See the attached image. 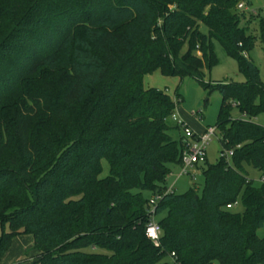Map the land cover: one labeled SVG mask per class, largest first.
I'll use <instances>...</instances> for the list:
<instances>
[{"label": "trees", "instance_id": "obj_1", "mask_svg": "<svg viewBox=\"0 0 264 264\" xmlns=\"http://www.w3.org/2000/svg\"><path fill=\"white\" fill-rule=\"evenodd\" d=\"M238 2L0 0V256L30 233L34 257L10 264H170V251L178 264H264V182L244 167L264 177V126L253 120L264 85ZM211 38L243 82L202 79ZM56 68L63 82L52 92L37 77ZM155 69L220 94L214 125L232 152L200 164V194L165 188L166 163L179 161L168 132L179 124L167 121L179 97L142 85ZM143 189L159 194L152 212ZM159 212L154 245L144 226Z\"/></svg>", "mask_w": 264, "mask_h": 264}, {"label": "rangeland", "instance_id": "obj_2", "mask_svg": "<svg viewBox=\"0 0 264 264\" xmlns=\"http://www.w3.org/2000/svg\"><path fill=\"white\" fill-rule=\"evenodd\" d=\"M242 7L240 9L243 12V16L240 17L239 23L244 24L250 35L253 36V42L251 47L247 50V55L256 65L258 70L259 79L264 85V61H263V45H264V0H241ZM236 8L237 7L236 5ZM199 28L205 32L206 27L200 23ZM261 28L262 36L261 38ZM211 46L215 56V62L210 66H202V79L205 81L212 80H225L243 82L244 76L238 71L235 58L227 53L222 47L221 43L211 38ZM185 49V46L182 50ZM196 54H199L197 50H194ZM61 69L56 68L39 74V80H45L52 92L57 90L62 84ZM38 81H32V85H36ZM142 85L144 87L154 86L164 89L171 98L175 96V92L179 97V100L175 101L173 106V112L176 118L183 120L193 128L199 130L205 126L214 125L217 108L219 105L220 94L217 90L207 91L201 84L192 76L189 75H164L157 69L145 73L141 78ZM230 113L233 116H237L238 110L236 107H232ZM253 120L264 126V113H259L253 117ZM169 124L178 123L171 117H167ZM170 136L177 140L181 137L182 131L180 126L170 127L168 129ZM219 133V131H218ZM218 133L211 137V140L206 146V160L207 162H214L219 156L220 142L218 140ZM101 171L99 176H103L107 173V162L104 158H101ZM168 171L165 174L163 182L165 188L172 186V191L175 193H182L188 187L192 186L197 194L201 193L203 184V175L201 172L200 164L198 169L194 170L192 174L190 172L183 173L180 170V165L177 162H167ZM247 170V174L252 178L254 184L259 182L258 171L256 168L250 165H244ZM189 171V170H188ZM142 194L149 199L153 198L156 193L143 189ZM146 209H151V205L147 202ZM234 210H239L241 205L236 202L232 206ZM163 212L156 213L153 218L157 220ZM258 235H264V223L262 226L256 229ZM20 249V250H19ZM96 250L104 251L102 248H96ZM36 250L32 248V235L30 233H18L11 238L10 245L4 250L0 256V264H10L19 259L24 253L22 259L31 261L34 257ZM210 264H218L217 260H212ZM260 264V263H253Z\"/></svg>", "mask_w": 264, "mask_h": 264}, {"label": "built area", "instance_id": "obj_3", "mask_svg": "<svg viewBox=\"0 0 264 264\" xmlns=\"http://www.w3.org/2000/svg\"><path fill=\"white\" fill-rule=\"evenodd\" d=\"M237 7H242V2H238ZM176 100H179L177 98ZM170 117L173 120H176L181 128L182 135L180 137V152H179V165L180 171L183 173L190 172L192 174L194 172L195 165H198L206 160V146L208 142L211 140V137L218 133V129L215 125L205 126L203 129L197 131L194 130L189 124L184 122L183 120H179L176 118L174 112L170 114ZM218 133V140H219ZM231 148L219 149V155L229 156L231 154ZM189 170V171H188ZM259 181L264 182V177L258 175ZM172 186H169L167 190H171ZM159 198V194L156 193L153 198L148 199V203L151 205V209H148L150 212L153 211V205L155 201ZM234 203L226 204V207H232ZM161 232L160 225L153 218V214H150L146 225L144 226V233L150 239V241L157 245L159 244V235ZM170 264H178V261L175 259V254L173 251L169 252Z\"/></svg>", "mask_w": 264, "mask_h": 264}, {"label": "crops", "instance_id": "obj_4", "mask_svg": "<svg viewBox=\"0 0 264 264\" xmlns=\"http://www.w3.org/2000/svg\"><path fill=\"white\" fill-rule=\"evenodd\" d=\"M188 124V123H187ZM192 127V126H191ZM193 128V127H192ZM194 130H197V129H195V128H193ZM202 129V128H201ZM201 129H199V130H201ZM199 130H197V131H199ZM198 166H199V164L198 165H195V168H194V170H196V169H198ZM258 171V170H257ZM258 175H259V172H258ZM249 176V175H248ZM250 177V176H249ZM20 250V249H19ZM36 253V252H35ZM35 253H34V255H35Z\"/></svg>", "mask_w": 264, "mask_h": 264}]
</instances>
